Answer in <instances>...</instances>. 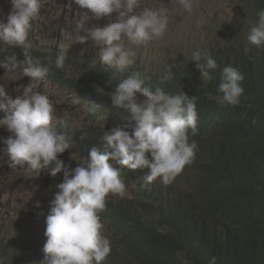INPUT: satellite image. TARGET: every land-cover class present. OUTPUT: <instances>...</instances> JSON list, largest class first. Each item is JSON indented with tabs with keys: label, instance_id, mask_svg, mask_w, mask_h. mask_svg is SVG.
<instances>
[{
	"label": "clouds",
	"instance_id": "9594fccd",
	"mask_svg": "<svg viewBox=\"0 0 264 264\" xmlns=\"http://www.w3.org/2000/svg\"><path fill=\"white\" fill-rule=\"evenodd\" d=\"M178 3L191 12L195 0H178ZM257 16L258 20L246 28L249 29L247 36L246 32L239 33L240 37L233 40L243 37L247 44L264 48V9ZM89 20L92 27L86 26ZM168 22L167 11L150 5L147 0H7L0 3V127L10 133L0 138L3 140L0 144L6 145L10 167L28 165L41 170L53 165L50 173L53 177L64 171V180L55 186L59 190L49 203L46 217L47 240L43 247L46 264H102L107 260L112 251L111 242L104 234L99 213L106 208L109 194L125 197L123 167L141 169L147 183L159 179L165 186L170 184L195 155L197 145L189 142L188 133L189 130L192 135L198 133L197 97L184 91L172 94L161 87L153 89L137 74L120 79L115 90L109 93L111 102L130 112L135 125L105 130L101 139L104 148L110 150L78 143L87 158L73 169L60 158L74 147L68 136L57 129V123L63 126L65 120L57 121L54 104L47 95L30 85L22 87V82L29 76L44 81L53 64L69 78L72 70L66 67V57H76L77 42L89 39L98 46V51L94 49L98 61L92 63L108 65L122 73L136 63L137 54L131 46L146 45L163 37ZM43 29H47L43 34L49 38L47 42L40 38ZM82 31L87 35H82ZM229 41L232 39L225 42ZM248 50L246 47L245 52ZM190 61L197 62L204 80L219 67L207 52L194 51ZM19 66H23L22 75L15 77L11 70ZM172 78L173 70L169 67L161 83ZM243 79L236 68L225 66L218 85L222 95L214 97L217 102L239 105L244 94L240 83ZM97 108L93 103L90 113L95 114ZM129 127L131 131L126 130ZM85 137L95 142L94 135L86 133ZM6 177L0 172L3 196L11 194L5 191L10 183ZM17 209L23 212V206ZM3 228L14 231L10 238L20 231L12 224H5ZM37 237L41 239L40 231Z\"/></svg>",
	"mask_w": 264,
	"mask_h": 264
},
{
	"label": "trees",
	"instance_id": "16d2710c",
	"mask_svg": "<svg viewBox=\"0 0 264 264\" xmlns=\"http://www.w3.org/2000/svg\"><path fill=\"white\" fill-rule=\"evenodd\" d=\"M243 2L248 5L247 15L258 20L264 0ZM248 31L238 30L246 36ZM194 51L209 53L219 65L210 78L202 79L197 62L190 61ZM140 57L136 55L135 65L121 73L108 65L67 56L66 64L88 70V81L78 76L65 78L64 70L54 64L46 77L74 90L87 112L93 103L98 105L95 113L116 122V127L135 125L131 113L114 106L108 95L130 74H137L153 89L197 97L198 133H188L189 142L197 145L195 155L170 184L165 186L159 179L147 183L141 169L123 167L121 179L130 195L109 194L106 208L99 213L101 222H109L114 229L107 236L112 251L102 264H264V48L247 44L242 37L170 56L163 65L148 68ZM229 65L244 76L240 82L244 94L236 106L222 105L214 98L222 95L220 75ZM169 67L173 78L161 83ZM56 126L71 142L110 150L104 148L102 132L94 142L83 133L74 138L67 122ZM67 153L69 159L60 158L71 166L75 159L70 155L75 153L72 149ZM30 235L38 240L37 250L33 247L30 254L20 243V233L6 244L0 241V264H46L45 244ZM14 248L21 251L15 253Z\"/></svg>",
	"mask_w": 264,
	"mask_h": 264
},
{
	"label": "rangeland",
	"instance_id": "374dc122",
	"mask_svg": "<svg viewBox=\"0 0 264 264\" xmlns=\"http://www.w3.org/2000/svg\"><path fill=\"white\" fill-rule=\"evenodd\" d=\"M7 0H0L3 4ZM150 5L164 9L168 15V26L165 35L161 38L152 40L146 45L131 46L136 54L141 56L142 65L148 68L158 63H165L170 56H180L190 50L202 49L205 45H214L219 42H225L240 37L238 28H247L252 26L257 20L247 15L248 5L243 0H195L194 8L191 12L185 11L178 3V0H147ZM247 5V6H246ZM87 27L93 24L89 20ZM47 29L41 31L40 38L47 42L49 38L44 36ZM87 35L86 32H81ZM33 44V41H31ZM75 50L78 57L97 63L98 46L91 39L84 43L77 42ZM3 46V45H1ZM94 49L97 51L94 52ZM94 52V53H93ZM11 54V53H10ZM9 54V55H10ZM165 60V61H164ZM72 70L70 78H84L88 81V70L79 69L74 63L69 62L66 67ZM23 66L11 70L15 77L22 75ZM30 85L33 90L40 91L47 95L54 104V116L57 121L65 120L73 129L74 137L79 134L90 133L97 136L99 132L104 133L116 127V122L102 117L100 114L87 112L88 109L80 96L68 87H59L58 84L45 79L44 81L33 80L32 77L25 78L22 87ZM110 92H108L109 95ZM110 96V95H109ZM140 99H143L141 96ZM69 104V105H68ZM64 108V109H63ZM59 109V110H58ZM109 113V111H107ZM116 118V117H115ZM118 121L120 117L116 118ZM104 125V126H103ZM103 126V128L101 127ZM3 133L0 138L10 135L3 127H0ZM2 142L3 140L0 139ZM1 143V142H0ZM71 148L75 154L70 156L75 159L71 162V168L77 167L81 162L85 150L79 144L73 143ZM69 159L67 150L61 154ZM78 159V160H76ZM80 159V160H79ZM11 161L6 152V145L0 144V172L5 173L10 183L5 191H10V195L3 196L0 193V241L5 244L13 234V230L3 228L5 224H12L13 228L20 229V243L27 253L37 250L38 240L33 241L29 235L30 232L38 236V231L42 234L41 243L45 244L46 217L49 212V203L59 190L55 186L64 180V171L62 170L56 176H52L51 169L53 165H48L40 169H32L28 165L10 167ZM126 195L130 192L126 189ZM23 206V212H19L18 207ZM26 207H28L26 209ZM6 212H10L6 215ZM104 234L113 235V228L109 222L103 221ZM35 248V250L33 249ZM20 248H15L14 252H20Z\"/></svg>",
	"mask_w": 264,
	"mask_h": 264
},
{
	"label": "bare ground",
	"instance_id": "6f19581e",
	"mask_svg": "<svg viewBox=\"0 0 264 264\" xmlns=\"http://www.w3.org/2000/svg\"><path fill=\"white\" fill-rule=\"evenodd\" d=\"M69 105V104H68ZM64 109V108H63ZM59 110V109H58Z\"/></svg>",
	"mask_w": 264,
	"mask_h": 264
}]
</instances>
